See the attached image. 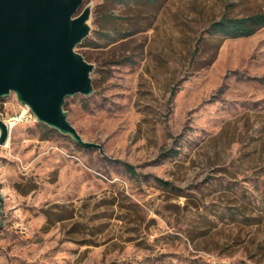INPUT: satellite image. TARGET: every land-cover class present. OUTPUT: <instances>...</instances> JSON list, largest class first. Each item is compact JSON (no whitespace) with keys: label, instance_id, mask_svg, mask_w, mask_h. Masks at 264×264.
Returning <instances> with one entry per match:
<instances>
[{"label":"rangeland","instance_id":"1","mask_svg":"<svg viewBox=\"0 0 264 264\" xmlns=\"http://www.w3.org/2000/svg\"><path fill=\"white\" fill-rule=\"evenodd\" d=\"M85 6L95 92L65 108L104 153L0 98V264H264V27L208 32L264 0Z\"/></svg>","mask_w":264,"mask_h":264},{"label":"water","instance_id":"2","mask_svg":"<svg viewBox=\"0 0 264 264\" xmlns=\"http://www.w3.org/2000/svg\"><path fill=\"white\" fill-rule=\"evenodd\" d=\"M84 0H0V98L14 92L36 120L89 149L65 108L69 97L95 92V64L77 49L91 33L92 7ZM10 125L0 112V145Z\"/></svg>","mask_w":264,"mask_h":264},{"label":"trees","instance_id":"3","mask_svg":"<svg viewBox=\"0 0 264 264\" xmlns=\"http://www.w3.org/2000/svg\"><path fill=\"white\" fill-rule=\"evenodd\" d=\"M263 27H264V8L258 12L248 14L245 16H241V17L239 16L231 17L227 15L222 16L220 19L213 21L211 23V25L208 28V32H211L212 34H220L222 35L223 38H228V37L237 38V37H243V36H250ZM135 32L136 31H130L129 34L131 35V34H134ZM84 42L85 41H83L81 44L83 45ZM82 54L85 56V58L88 61H90V58H88V56L85 53H82ZM130 59L131 58L129 56L122 57L120 59H117L116 62L121 63L124 61H128ZM175 94H176V89L174 88L171 92V97H174ZM44 126L48 128L47 125H44ZM50 130H55V129L50 128ZM126 169L132 175L136 174V171L133 165L129 163L126 164ZM49 220H50V217H49Z\"/></svg>","mask_w":264,"mask_h":264},{"label":"crops","instance_id":"4","mask_svg":"<svg viewBox=\"0 0 264 264\" xmlns=\"http://www.w3.org/2000/svg\"><path fill=\"white\" fill-rule=\"evenodd\" d=\"M69 169H68V165H59V169H58V174H57V178L55 179V181L52 183H50L51 186H59V184H61L63 181H67V180H71L73 181L74 179L77 180V177H74L73 175L71 177H69ZM60 187V186H59ZM61 188V187H60ZM34 191V190H33ZM57 193V191H55ZM55 192H50L53 194H56ZM47 216L46 215H41L39 216V218L44 221L46 220Z\"/></svg>","mask_w":264,"mask_h":264},{"label":"bare ground","instance_id":"5","mask_svg":"<svg viewBox=\"0 0 264 264\" xmlns=\"http://www.w3.org/2000/svg\"><path fill=\"white\" fill-rule=\"evenodd\" d=\"M12 124V123H11Z\"/></svg>","mask_w":264,"mask_h":264}]
</instances>
